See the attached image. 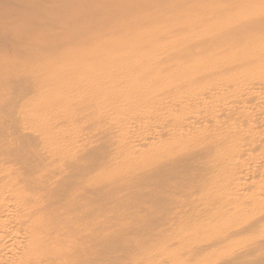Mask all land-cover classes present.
<instances>
[{
	"label": "rangeland",
	"instance_id": "rangeland-1",
	"mask_svg": "<svg viewBox=\"0 0 264 264\" xmlns=\"http://www.w3.org/2000/svg\"><path fill=\"white\" fill-rule=\"evenodd\" d=\"M184 1L192 9V4L210 0H179L178 4ZM111 3L112 0H0V264H15L17 242L31 237L40 238L43 248L58 250L57 255L46 257L44 264H264V131L235 127L229 129L231 141L225 147H216L212 137L217 130H205L211 128L207 125L194 128L188 124V129L176 132L173 114L167 112V103L161 99L166 95L143 98L140 90L151 85L122 82L123 89H119L117 84L94 78L96 50L90 36L111 24L114 15L106 8ZM114 3L123 7L129 0ZM141 3L144 6L140 9L154 3L173 9L174 2ZM52 59L61 66L57 63L52 69ZM44 64L52 70L47 71ZM84 68L87 71L81 72ZM36 70H44L40 71L43 75ZM26 84L31 86L27 90ZM67 89L75 93L69 95ZM102 89L106 96L100 93ZM134 95L140 100L136 101ZM182 137L184 141L178 143ZM138 145L142 147L138 149ZM195 151L199 154L192 157ZM23 185L31 188L30 192ZM45 209L51 217L46 216ZM44 217L54 220L46 221ZM49 221L56 222L48 224ZM74 221L79 222L77 227Z\"/></svg>",
	"mask_w": 264,
	"mask_h": 264
},
{
	"label": "bare ground",
	"instance_id": "bare-ground-1",
	"mask_svg": "<svg viewBox=\"0 0 264 264\" xmlns=\"http://www.w3.org/2000/svg\"><path fill=\"white\" fill-rule=\"evenodd\" d=\"M112 1H113V3H111L109 6H106V8L109 10L107 12L114 15L113 18H110L111 24L109 26H107L106 28L102 27V28L98 29V32L95 31V33H92V36H90V38L93 37L91 39V41H92L91 43L93 44L94 50H96L95 54L93 56H94L95 62H97V64H96L97 76H94V78L96 77L99 81L101 79H104L108 83L111 82V83L117 84V87L119 86L118 87L119 89H123L122 82L123 83L136 82L137 83V81H141L143 84L151 85V87L144 88L143 91L140 90V92L141 93L143 92V94H144V96L142 95L143 98L148 99L151 96L155 97L159 93L166 95V97L163 96L164 98H161V99L164 100L163 102L167 103V107H168L167 112L169 114H173L172 117L174 119L172 120V122H173L172 126L176 127V130H177L176 132L179 131V128H180V130L181 129H183V130L188 129L189 125H193L194 128L195 127H205L204 125H207L206 127H211V128L210 129L206 128L205 130H208V131L213 132V133H215L214 130H217L215 135L212 137V142L214 143L213 145L216 147H225L226 144L231 141L230 140L231 134L229 133V129L237 127V128H240L244 131V130H249L250 128L254 127V128L261 129L260 131H264V0H223V2H221V3H219V1H215V0L205 1V3H201L200 2L201 0H200L199 1L200 3L192 4L191 6L189 4V6L192 7V9L187 8L188 4L185 1L181 5H179L178 4L179 0H172L174 2L171 5V7L173 9H163V7L161 5H159L158 3H154L152 5H149L145 9H140L141 6H144V4L141 3V0H129L128 4L124 5L123 7H118L116 5V3H114V0H112ZM122 1H124V0H122ZM78 3H79V1H78ZM202 5H204V6L202 7ZM54 6H56V5L54 4ZM71 7H73V6H71ZM81 7H83V6H81ZM201 7H202V9H200ZM217 7H218V9H216ZM138 9H140V11ZM217 11H219L221 13L223 12V14H221V15L219 14L220 16L218 14H214V13H217ZM140 12H143V14L141 15ZM190 13H192V14H190ZM92 19H93V17H92ZM89 22H90V20H89ZM54 38L56 39L57 37H54ZM55 48H56V46H55ZM94 50L92 51V53L94 52ZM79 52H80V50H79ZM78 56L80 57V54ZM85 56H82V57H85ZM64 58H67V57H64ZM53 60L54 59L50 60V62L52 61L51 68L54 64L58 63V62L53 63ZM63 60L64 59H62V62L64 63ZM89 60H91V59H89ZM89 60H88V62H89ZM54 62H56V61H54ZM63 63H62V65H63ZM48 64H50V63H48ZM77 64H79V63H77ZM83 65H85V63ZM41 66H43V65H41ZM45 66L47 68V64ZM49 66H48V68L50 69ZM79 66L77 68H79ZM85 67H88V66H85ZM48 68L46 69L47 71H48ZM61 68L63 69V67H61ZM52 69H50V70H52ZM55 69H57V68H55ZM84 69L81 72L87 71L86 70L87 68H84ZM38 70H36V71L39 73L41 70L40 71H38ZM43 71H41V72H43ZM41 72H40L39 76L42 74ZM56 74H59V73H56ZM60 74H61V72H60ZM64 74H66V73H64ZM32 76H34V75H32ZM81 76H83V75L81 74ZM48 78H52V76L48 77ZM89 78L90 77H87V79H89ZM66 79H70V78H66ZM83 79H86V76ZM54 80H56V78ZM59 81H61V80L59 79ZM76 81L77 80H75V82ZM21 82H22V80H21ZM33 82H34V80H33ZM37 82H39V81H36V83ZM101 82H104V81L101 80ZM87 84H89V81L87 82ZM99 84H102V83H99ZM155 84H156V86L154 87ZM94 85H96V83H94ZM134 85H132V86L134 87ZM26 86H27V84H26ZM61 86H62V84H61ZM73 86H75V85H73ZM99 86H101V85H99ZM102 86H104V85H102ZM108 86L105 85V87H108ZM115 86L113 88L114 90L116 89ZM124 86L126 87V85H124ZM146 86H148V85H146ZM28 87H31V86H29V84H28V86L25 88V90H27ZM78 87L80 88V86H78ZM64 88H66V86ZM68 89H69V86H68ZM90 89H91V87H90ZM103 89H102V92H100L101 94L103 92H105V91H103ZM81 90H82V87H81ZM96 90H98V89H96ZM105 90H107V88H105ZM133 90H135V89H133ZM133 90H132V93H134ZM136 90L138 92L139 88ZM29 91H30V89H29ZM31 91L34 92V90H31ZM121 91L122 90H118V93L120 92L119 95H121V93H122ZM128 91H127V93H129ZM68 92H69V95H72L73 93H75L73 91H71V92H73V93H71L70 90H68ZM137 92L135 91L136 95L138 94ZM41 93H42V91H41ZM80 93H82V92H80ZM132 93H130L131 97H132ZM47 94L49 95V93H47ZM105 94H106V92L104 93V95ZM112 94L114 95L115 93L112 92ZM80 95H82V94H80ZM119 95H117V96H119ZM122 95H123V93H122ZM136 95H134L135 98H136ZM108 96L110 97L111 95H107V97ZM127 96L130 97L129 95H127ZM134 96H133V98H134ZM39 97H40V95H39ZM128 97H127V99H128ZM122 98L125 99L124 96ZM137 98H138V96H137ZM137 98L135 99L136 101H137ZM139 98H138V101L140 100ZM34 100L38 101V99H34ZM69 100H70V97H69ZM120 100H121V98H120ZM120 100H118L117 102H119ZM65 101H66V99L64 100V102H60V103H65ZM124 101H126V100H124ZM126 102H123V103H126ZM130 102L131 101H129L128 103H130ZM132 102H133V104L136 103V102L134 103L133 100H132ZM123 103L120 105L121 106L123 105V108H124ZM40 104L42 105V103H40ZM55 104H57V103H55ZM130 104H127V107L132 110V107ZM58 105H59V103H58ZM118 105H119V103H118ZM140 105L142 107V104H140ZM48 106H50V104ZM75 106H76V104H75ZM121 106H120V108H121ZM29 107H31V106H29ZM41 107L43 108L44 106H41ZM47 107H45V108L47 109ZM125 107H126V105H125ZM52 108H55V107L53 106ZM84 108H85V106H84ZM139 108H140V106H139ZM37 109H38V107H37ZM60 109H61V107H60ZM137 109L138 108H135V110H137ZM55 110H56V108H55ZM28 111H30V110H28ZM32 111H33V107H32ZM126 111H128V109H126ZM164 111H165V109H164ZM35 112H33V113H35ZM157 113H159V112H157ZM32 116H33V114H32ZM38 118H40V117H38ZM46 118H44V119H46ZM27 119L29 121V118H27ZM32 120L29 122H32ZM186 120H189V121H186ZM43 121H45V120H43ZM183 121H186V123H183ZM37 122H38V120H37ZM163 123H164V121L162 122V124ZM178 123H180L179 126H178ZM41 124H42V122H41ZM51 127H53V126H51ZM214 127H217V128H214ZM47 128H48L47 129V131H48L50 126H48ZM156 128H157V126H156ZM38 129H40V128H38ZM198 130H199V128H198ZM47 131H45V132H47ZM51 132H52V130H51ZM40 133H42V132H40ZM188 133L189 132L187 131V134ZM45 134H47V133H45ZM38 136H39V134H38ZM54 137H55V135H54ZM185 137H182L181 139H179L178 143L184 141ZM214 137H216V138H214ZM262 137H263V135H262ZM228 138H230V139H228ZM235 138H233V139H235ZM50 139H52V138H50ZM226 139H227V141H226ZM192 140H194V139H192ZM206 140H208V139H206ZM209 142H208V146H209ZM49 143H51V142H49ZM153 143H154V140H153ZM153 143L151 146H154ZM162 145H163V143H162ZM140 147H142V146H139L138 149ZM155 149H157V147ZM146 150H150V149H146ZM155 151H157V150H155ZM198 151H202V150H198ZM198 151H195L196 154L193 155L192 157L198 156V154H199ZM140 153L142 154V151ZM120 157H122V156H120ZM9 160H11V159H9ZM9 160H7V161H9ZM178 163H180V162H178ZM26 164L27 163H25V166H26ZM29 167H31V166H29ZM247 170H249V169H247ZM34 172H33V174H34ZM50 172H49V174H50ZM28 174L30 175L31 173H28ZM41 175H43V174H41ZM147 175H149V174H147ZM27 177H29V176L27 175ZM30 178H32V177H30ZM44 178H42V179H44ZM49 179H50V177H49ZM49 179L46 178L47 181ZM91 181H92V179H91ZM24 183H26V182H24ZM46 183H49V182H46ZM15 184H17V183H15ZM28 184H26L27 186L26 185L25 186L29 187ZM42 184L43 183H41L40 186ZM38 185H39V183H38ZM47 185H49V184H47ZM25 186L23 188L26 189ZM31 186H32V182H31L30 187ZM38 188H40V187H38ZM47 188H50V186ZM81 188H82V186H81ZM27 190H29V188L26 189L25 191H27ZM30 190H31V188H30ZM30 190H29V192H30ZM45 191H47V190H45ZM39 193H41V192H39ZM57 195H58V193H57ZM30 197H32V196H30ZM45 198H46V196H45ZM48 198H50V197H48ZM31 200L32 199H30V201ZM35 201H34V203H35ZM66 202H68V201H66ZM37 203H39V202H37ZM37 203H36V205H38ZM55 203H57V202H54V204ZM68 204H69V202H68ZM71 204H74V202H71ZM45 205L47 206L48 203H45ZM55 206H57V205H55ZM77 206H75V207H77ZM38 207H40V206H38ZM48 207L50 208L51 206H48ZM64 207H62V208H64ZM67 207H69V206H67ZM29 208L33 209L34 207L30 206ZM42 209L43 208L41 207V210ZM46 210L47 209L44 210V213H47V215L46 214L45 215L46 216L50 215V213L48 214V212H45ZM89 210L90 209L88 208V211ZM34 211L35 210H33V212ZM67 211L70 214L69 209H67ZM72 211H73V209H72ZM55 213H57V211ZM90 213L91 212L89 211V214ZM57 214H59V212ZM60 214H62V213L60 212ZM76 214L78 216L79 212ZM51 215L49 217H51ZM73 215L75 217V213H73ZM66 216H68V214ZM62 217H64V216H62ZM44 218L46 221L54 220V218H50V219H48V217H44ZM74 219L77 220L78 217L74 218ZM79 219H80V217H79ZM123 219L125 220V218H123ZM61 220H63V219H61ZM98 220H100V219H98ZM42 221L44 222V220H42ZM78 221H80V220H78ZM120 221H122V219ZM54 222H56V221H54ZM54 222L49 221V223L48 222L47 223L51 224ZM78 223H75V221H74L75 226ZM91 223H93V222H91ZM57 224H59V223H57ZM70 224L73 227L74 224L73 225H72V223H70ZM127 224H129V223H126V225ZM59 225H62V223H60ZM59 225H57V227ZM108 225L109 224H107V226ZM122 225H121V227H122ZM50 226H48V227L50 228ZM112 226H114V225H112ZM129 226H130V224H129ZM49 228H48V230H49ZM60 228H61V226H60ZM86 228H87V226H86ZM109 228H111V226ZM239 228L241 230V227H239ZM107 229L108 228L106 227V232H107ZM139 229H141V227ZM39 230H40V228L37 229V231H39ZM138 231H140V230H138ZM117 232H120V231H117ZM117 232L115 233V235L117 234ZM2 233H3V231L0 232V238L2 236ZM97 233L99 234V232H97ZM109 233L111 235L114 234V233L112 234L110 231H109ZM126 233H127V229H126ZM40 234H39V237H40ZM43 234L46 235L45 233H43ZM98 234L95 233V235H98ZM87 235H90V234L87 233ZM35 236H38L37 233H36V235H34V239L36 238ZM111 237H113V236H111ZM16 238H18V237L16 236ZM32 238L33 237H31V239L30 238H27V239L21 238L23 240H21V242H17V243H19L18 248H17V251L15 252V258H13V261H15V264H26V260L30 261L29 264H44V260L46 259V257H53V255L58 254V250L56 248H54V249H52L50 247L43 248L44 245L42 244L40 238H37L36 240H33ZM43 238H44V236H43ZM119 241H120V238H119ZM2 245H3V242L0 244V249H1ZM141 248H139V249H141ZM129 250H130V248H129ZM11 253H12V251H11ZM114 257H115V255H114ZM90 261H91V258H90ZM135 261H137V260H135Z\"/></svg>",
	"mask_w": 264,
	"mask_h": 264
}]
</instances>
